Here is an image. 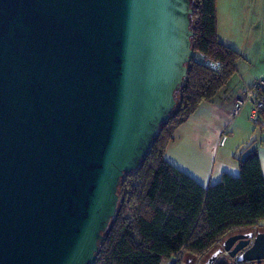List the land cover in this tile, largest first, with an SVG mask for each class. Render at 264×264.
<instances>
[{
  "label": "water",
  "instance_id": "water-1",
  "mask_svg": "<svg viewBox=\"0 0 264 264\" xmlns=\"http://www.w3.org/2000/svg\"><path fill=\"white\" fill-rule=\"evenodd\" d=\"M192 11V0H0V264H95L118 186L197 57ZM257 229L223 251L244 239L238 262L264 260Z\"/></svg>",
  "mask_w": 264,
  "mask_h": 264
},
{
  "label": "trees",
  "instance_id": "trees-1",
  "mask_svg": "<svg viewBox=\"0 0 264 264\" xmlns=\"http://www.w3.org/2000/svg\"><path fill=\"white\" fill-rule=\"evenodd\" d=\"M196 59L139 168L118 186V203L95 264H181L205 258L221 240L264 223V178L254 142L233 154L239 174L203 186L164 158L174 133L237 72L241 53L221 43L216 0H192ZM206 61L218 62L217 68ZM264 119V108L261 110ZM190 256V257H191ZM186 262V261H184Z\"/></svg>",
  "mask_w": 264,
  "mask_h": 264
},
{
  "label": "crops",
  "instance_id": "crops-1",
  "mask_svg": "<svg viewBox=\"0 0 264 264\" xmlns=\"http://www.w3.org/2000/svg\"><path fill=\"white\" fill-rule=\"evenodd\" d=\"M216 8L219 41L242 55L237 72L212 102L201 103L177 128L164 152L168 162L203 186L217 183L224 173L237 176L232 156L251 142L264 178V130L253 123L248 103L234 115L237 100L256 80L264 79V0H234L221 9L216 1Z\"/></svg>",
  "mask_w": 264,
  "mask_h": 264
},
{
  "label": "built area",
  "instance_id": "built-area-1",
  "mask_svg": "<svg viewBox=\"0 0 264 264\" xmlns=\"http://www.w3.org/2000/svg\"><path fill=\"white\" fill-rule=\"evenodd\" d=\"M207 65L217 68L218 62L206 61ZM248 103L251 106V119L254 124L259 125L264 130V119L261 117V110L264 108V79L256 80L251 88L246 90L244 94L237 100L234 109V115L238 114L239 108ZM225 137H222V142Z\"/></svg>",
  "mask_w": 264,
  "mask_h": 264
},
{
  "label": "flooded vegetation",
  "instance_id": "flooded-vegetation-1",
  "mask_svg": "<svg viewBox=\"0 0 264 264\" xmlns=\"http://www.w3.org/2000/svg\"><path fill=\"white\" fill-rule=\"evenodd\" d=\"M248 232V229H245L244 232L241 233H246ZM229 237H232L235 234H229ZM228 238V237H227ZM239 245H243L242 248L239 249V251H236L234 254L233 249L238 248ZM251 246V241L246 245L244 239H236L234 242L232 241V246L230 248V251L226 252L223 251L221 244L217 245L205 258V260L202 263H197V264H249L252 262H256V264L264 262V260H254V261H248V262H238V257L249 247ZM216 254L215 258L209 263L211 257ZM185 264H194L191 261L185 262Z\"/></svg>",
  "mask_w": 264,
  "mask_h": 264
},
{
  "label": "rangeland",
  "instance_id": "rangeland-1",
  "mask_svg": "<svg viewBox=\"0 0 264 264\" xmlns=\"http://www.w3.org/2000/svg\"><path fill=\"white\" fill-rule=\"evenodd\" d=\"M217 2H218V6L220 7V9L221 8H227V6H228V4H229V2H231V1H234V0H216ZM247 3H249V0H247ZM260 5V4H259ZM216 10H217V8H216ZM217 33H218V13H217ZM253 231V229H249L248 231ZM257 230H259V231H264V227L262 226V227H259ZM238 232H244V230H238V231H236V232H233V233H230V234H235V233H238ZM228 236V235H227ZM227 236H225L222 240H221V242H219L217 245H220V244H222V241L227 237ZM191 255H186L185 256V258L182 260L183 262L181 263V264H185V262L184 261H191V262H193L194 264H197L199 261V263H202L204 260H205V258L208 256V254L205 256V258L203 257V258H200V260H197L196 258H192V256L190 257ZM249 264H256V262H252V263H249ZM259 264H264V262H262V263H259Z\"/></svg>",
  "mask_w": 264,
  "mask_h": 264
}]
</instances>
